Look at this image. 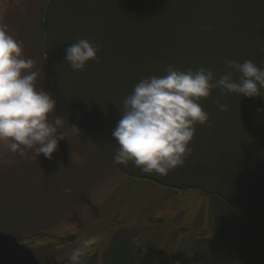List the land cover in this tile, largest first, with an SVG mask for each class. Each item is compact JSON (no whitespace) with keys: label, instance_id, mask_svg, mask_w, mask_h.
I'll return each instance as SVG.
<instances>
[{"label":"water","instance_id":"1","mask_svg":"<svg viewBox=\"0 0 264 264\" xmlns=\"http://www.w3.org/2000/svg\"><path fill=\"white\" fill-rule=\"evenodd\" d=\"M42 24L43 60L55 98L118 172L218 197L264 233V111H258L264 92L249 99L213 90L201 100L209 119L196 126L183 166L166 178L113 163L118 145L111 136L124 98L143 78L165 75L169 65L211 69L217 79L226 60L264 68V0H47ZM78 39L103 46L99 63L88 62L82 72L64 60V49Z\"/></svg>","mask_w":264,"mask_h":264},{"label":"rangeland","instance_id":"2","mask_svg":"<svg viewBox=\"0 0 264 264\" xmlns=\"http://www.w3.org/2000/svg\"><path fill=\"white\" fill-rule=\"evenodd\" d=\"M47 0H0V23L22 42L23 57L31 58L39 73L38 89L56 100L50 119L58 116L63 139L50 159L13 154L0 145V261L1 264H70L73 250L98 237L92 264H104V251L117 231L128 234L142 229L145 216L164 225L201 229L208 237L182 243L181 264H264V233L218 197L193 192L179 207L168 203L169 193L124 177L67 120L49 83L43 60L42 14ZM127 222L107 231L116 216ZM164 239L160 229L152 231ZM36 234L69 236L66 247L54 244L31 248L18 244ZM126 238L121 234L117 241ZM127 241V240H126ZM181 249V250H180Z\"/></svg>","mask_w":264,"mask_h":264},{"label":"clouds","instance_id":"3","mask_svg":"<svg viewBox=\"0 0 264 264\" xmlns=\"http://www.w3.org/2000/svg\"><path fill=\"white\" fill-rule=\"evenodd\" d=\"M102 48L99 42L78 39L64 49V60L72 71L82 72L88 62L99 63L97 54ZM34 63L23 57L22 42L0 23V145L21 157L31 150L35 156L43 154L50 159L63 139L61 133L57 135L63 121L58 116L50 119L56 100L37 88L39 73L33 70ZM234 73L239 74L238 82ZM213 90H219L221 96H262L264 68L250 60H226L219 79L211 69L181 71L174 65H169L163 76L143 78L122 101L121 118L111 132L118 145L113 163L124 167L131 163L143 174L161 178L183 166L191 154L188 146L196 126L205 125L209 119L199 102L209 98ZM217 107L220 112L227 110L219 101ZM97 240L91 237L83 241L72 251L70 264H81L83 249Z\"/></svg>","mask_w":264,"mask_h":264},{"label":"trees","instance_id":"4","mask_svg":"<svg viewBox=\"0 0 264 264\" xmlns=\"http://www.w3.org/2000/svg\"><path fill=\"white\" fill-rule=\"evenodd\" d=\"M135 181L152 186L158 191L169 193L168 196L170 198L168 199V203L175 207L182 205L186 202L189 195L195 192H180L162 188L150 181ZM230 209L235 212L232 208ZM143 219L142 229H140L137 233L128 234L117 231V233L113 235L110 246L104 251V264H181L183 254L181 253L182 251H178L179 241L180 245H182V243L186 241L201 240L208 237V233L199 228L192 230L188 227L179 228L178 225L174 224L167 226L162 224L163 219L161 220L160 218L152 215L145 216ZM127 220V215L116 216L106 230L113 231L118 227H122ZM155 229H160L164 233L163 235L165 238L157 239L154 237L151 232ZM121 234L126 239L117 241L116 238ZM73 242L74 238L69 236L56 238L51 235L36 234L30 239H19L17 243L27 245L31 248L42 247L50 244H54L61 248L66 247ZM97 249L98 247L96 244H91L87 248H84L81 264H92L95 259ZM63 264H67V262Z\"/></svg>","mask_w":264,"mask_h":264}]
</instances>
